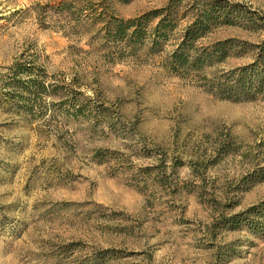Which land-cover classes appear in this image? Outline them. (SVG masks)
<instances>
[{
    "label": "rangeland",
    "instance_id": "obj_1",
    "mask_svg": "<svg viewBox=\"0 0 264 264\" xmlns=\"http://www.w3.org/2000/svg\"><path fill=\"white\" fill-rule=\"evenodd\" d=\"M59 1L0 0V264H264V230L227 224L264 203V90L233 102L203 87L255 49L177 75L162 54L105 50ZM227 1L247 13L199 47L261 44L264 0Z\"/></svg>",
    "mask_w": 264,
    "mask_h": 264
},
{
    "label": "trees",
    "instance_id": "obj_2",
    "mask_svg": "<svg viewBox=\"0 0 264 264\" xmlns=\"http://www.w3.org/2000/svg\"><path fill=\"white\" fill-rule=\"evenodd\" d=\"M113 2L128 0H61L52 9L69 16L76 27H93L100 45L113 50L119 58L141 51L152 56L162 54L163 67L177 75L204 74L234 50L244 53L252 47L256 51L252 64L224 72L213 80L204 78L203 87L220 99L233 102L253 100L264 90V40L256 46L231 39L207 47L197 44L212 30L236 24L247 13L243 6L227 0H166L158 9L122 19L112 12ZM227 224L235 229L264 230V203L231 216ZM110 255H114V250H103L93 259L103 261Z\"/></svg>",
    "mask_w": 264,
    "mask_h": 264
}]
</instances>
